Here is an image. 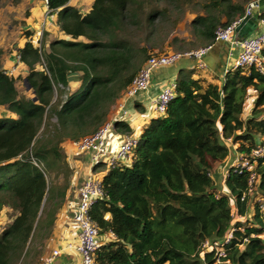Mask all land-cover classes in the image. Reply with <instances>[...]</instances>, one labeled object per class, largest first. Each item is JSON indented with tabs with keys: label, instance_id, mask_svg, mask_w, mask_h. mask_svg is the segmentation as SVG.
<instances>
[{
	"label": "trees",
	"instance_id": "obj_1",
	"mask_svg": "<svg viewBox=\"0 0 264 264\" xmlns=\"http://www.w3.org/2000/svg\"><path fill=\"white\" fill-rule=\"evenodd\" d=\"M250 1L93 0L82 13L68 0H47L63 37L44 48L24 31L18 52L29 95L0 68V106L15 115L0 117V211L14 212L0 231V264L35 257L39 264L45 257L72 183L62 145L108 121L138 68L161 53L162 34L190 17L188 35L166 45L184 51L211 44L216 28L241 17ZM196 68L177 74L173 98L163 115L141 126L128 164L93 165L104 194L89 214L106 237L94 264H264V217L256 201H264V155L254 165L253 194H247L249 171L229 166L222 189L213 173L228 159L226 140L241 157L264 144V73L230 68L206 79L192 76ZM113 124L121 134L135 131L122 119ZM52 172L64 173L65 183H51ZM231 227L225 255L203 249Z\"/></svg>",
	"mask_w": 264,
	"mask_h": 264
},
{
	"label": "built area",
	"instance_id": "obj_2",
	"mask_svg": "<svg viewBox=\"0 0 264 264\" xmlns=\"http://www.w3.org/2000/svg\"><path fill=\"white\" fill-rule=\"evenodd\" d=\"M44 1L46 5L45 16L52 17V13L47 6V0ZM253 1L255 0L249 3ZM249 3L245 6L244 13L241 17L225 27L216 28L214 33L215 40L228 42L230 46L239 48L230 67L231 69L255 66L260 72L264 73V57L262 55L264 51V21L259 19L262 28L259 30L256 28L251 35L245 38H241L235 31L242 17L252 12L253 7L249 6ZM210 48L211 44H207L184 51H167L150 55L138 68L123 97L119 102H116L113 116L99 129L73 143L76 152H89L91 162L89 172L78 188V198L71 216V223L75 229L76 240L75 242H66L64 246V248L73 250L76 253L79 258V264H94V253L101 245V236L99 235L98 227L91 219L89 211L95 200L103 196L104 190L101 179L94 176L91 173V169L97 162H104L106 166L113 167L123 161L129 160L138 144L137 133L117 134L113 122L120 117L126 116V102L128 100H132V98L149 87L151 76L155 69L172 65L183 58L192 59L198 68H204L202 57ZM15 56L16 62H20V54L17 52ZM230 68L225 69V71ZM3 72L8 74L5 70ZM174 88L175 81L169 80L161 86L160 90L152 98L151 107L155 114H164L170 100L175 94ZM111 135H115L118 138L115 143ZM226 143H230V140H226ZM263 155L264 144H259L252 149L248 157L239 156L236 162L231 164L238 173H242L243 171L250 172L247 194H251L254 190V183L256 181V174L253 170L254 165ZM244 198L245 194L242 196V199ZM256 201L259 205L260 213L264 217L263 198H256ZM232 212L235 211L232 209ZM234 217L239 221L244 219V216L240 215H234ZM233 232L234 228L231 227L223 238L205 241L202 245L203 249L205 251H214L217 258L222 257L225 255V245L230 242ZM261 236L264 238V235ZM58 254V248L52 249L50 255L44 258L40 264H51V260Z\"/></svg>",
	"mask_w": 264,
	"mask_h": 264
},
{
	"label": "crops",
	"instance_id": "obj_3",
	"mask_svg": "<svg viewBox=\"0 0 264 264\" xmlns=\"http://www.w3.org/2000/svg\"><path fill=\"white\" fill-rule=\"evenodd\" d=\"M92 2L93 0H68V4L70 6L74 7L75 9H77L79 12L82 13L88 12L90 10ZM25 4L30 6L29 10L35 16L34 18L38 22H40L37 23L35 33L39 35V32H41L40 35L38 36L39 38L38 42L41 44L44 29L43 28L39 29V26L44 21L43 20L40 21L38 17L40 13L45 14L46 11L45 1L26 0ZM52 16L53 17H49V20H46L49 27L47 26L44 48H47L51 40L55 38L63 37L58 29V26H56V22L54 18L55 14H52ZM261 28L262 26L260 22H258L257 30ZM26 40H27L26 38L23 39L21 45ZM29 40H31V42H34V40H32L31 38H29ZM238 51H239L238 47H232L228 42L214 40V42L211 43V48L203 57L202 62L204 64V68H198L194 60L192 59L183 58L172 65L155 69L154 72L152 73L149 87L145 91L139 93L134 98H132V100H128L126 102V108H127L126 116L122 118L120 117L118 119L127 121L128 124L131 126V128L135 130L134 132L137 133L140 130L141 126L147 124L151 116L153 115L151 111L152 110L151 100L157 94V92L160 90L163 84H165L169 80H175L177 74L180 71H184V70L189 71L193 69V67H197L195 71L192 73V76L195 78L196 77H204L206 79H212V77L222 78L225 69L231 67L233 60L235 59ZM15 57L16 56L14 55L12 59L8 61L7 64L2 66V69L8 72V75H11L15 78L21 77V79L23 80V76H25L27 72V68L22 62H16ZM69 86L71 89H73L76 86V84L75 82L70 81ZM25 91H27L26 93H29V90H27V88L25 89ZM113 114H114V107L112 108L111 116H113ZM0 117L12 118L15 117V115L10 111H8L4 106H0ZM117 134H121V133L117 132ZM112 139L114 140V143L118 140V138L115 135L112 136ZM73 143L74 142H65L64 145H62V150L68 156V159L69 161L72 162L73 166L80 168L81 170L80 177H77V173H75V180L74 182H72L71 193L70 195L68 194L65 195L66 202L57 214V218L55 221L57 225L56 226L57 231L55 233L52 243L50 244V248L47 254L45 255V257H43V259L47 258L50 255L52 249L58 248L59 254L51 260V264H79V258L76 255V253L73 250L64 248V246L66 242H70V241L75 242L76 240L75 229L71 223V216L73 214L74 207L78 198V188L81 182L87 176L89 169L91 167V162H90L89 152H81V153L76 152L74 150ZM228 145L232 147L231 153L233 155V160L229 162L230 159L229 157L230 154H229L228 159L226 161L228 162L227 168L232 163H235L237 158L240 156L236 151L235 145H233L232 143H229ZM73 150L76 153L68 152ZM128 162L129 160L123 161V163L125 164H128ZM219 168L220 166L217 168L218 170H216L217 171V173H215L216 175L219 174L220 172ZM227 168L225 170H227ZM225 174L226 171L223 172L222 174L220 189H222L223 187ZM232 209L234 210L233 207ZM6 212H10L11 215L9 218L6 217ZM13 216H14L13 213L7 207H4L0 211V231L11 222ZM25 262L26 263L23 262L21 264L29 263L28 258L27 260H25Z\"/></svg>",
	"mask_w": 264,
	"mask_h": 264
},
{
	"label": "rangeland",
	"instance_id": "obj_4",
	"mask_svg": "<svg viewBox=\"0 0 264 264\" xmlns=\"http://www.w3.org/2000/svg\"><path fill=\"white\" fill-rule=\"evenodd\" d=\"M25 1L26 0H0V68H2V66L7 64L8 61L11 60L12 57L15 55L16 51H18V48L21 45L22 40L27 37V35L24 33L25 30L30 32L29 38L34 40L35 43L39 40L38 36L40 35L41 32H39V35H37L35 33V30H36L37 23H40V22H38L34 18L35 16L29 10L30 6L26 5ZM38 18L40 21L43 20L45 22L43 23V25L40 24L41 27L39 26V29H42V28L44 29L41 44L39 42H37L36 44H37V46L41 45L42 47H44V42H45V38H46V31H47V26H48V23L46 20H49V16H45L44 13H40ZM54 18H55V16H54ZM189 19H190V17H187L183 20H179L178 22H176V24L173 26V28L170 29V31L168 32V34L166 36L164 33L162 34L161 39L158 42L160 44L162 42L161 48L159 50L160 52H167V51L175 50L173 46H171V45L168 46L166 44L168 41H170L171 37H173V36H177L179 38H185L188 35V30L186 27L189 23ZM180 45L185 46V41L183 43H180ZM203 57H202V60H203ZM184 72L187 73L186 70H184ZM22 82H23V80L20 77H18V79L16 81L17 90L20 93L29 95V93H26L27 92V91H25L26 87L24 86V84ZM118 102H119V100H118ZM152 113H153V115L151 117L156 116V114L153 111H152ZM111 137H112V135H111ZM228 146H230V145H228ZM229 149H230L229 162H231L233 160V155L231 153L232 147L230 146ZM68 152L76 153V152H74V150L68 151ZM66 158L70 164V167L73 170L72 174L70 176H68V178H70L71 181L74 182L75 173H77V177H80V171L81 170L79 167L73 166L72 162L69 161L67 155H66ZM227 163L228 162H226L225 164L223 163V164L219 165L220 166L219 174H217V175L215 174V173H217L216 170L213 172L214 175L216 176L214 186L217 189H220L222 174H223V172L226 171L225 169L227 168ZM55 174H56V172H52V173L48 174V178L50 179V182L55 183L57 185L64 184L65 183L64 173L60 172L57 175H55ZM71 189H72V183H71L70 187L67 188L65 195L66 194L70 195ZM65 202H66V199H64V201H63V206H64ZM11 212L14 214V212L12 210H11ZM10 215H11L10 212H6V217L9 218ZM105 240H106V237H101V242H103ZM37 259H38L37 257L32 258L29 260L30 263H27V264H35ZM24 263H26V262H24Z\"/></svg>",
	"mask_w": 264,
	"mask_h": 264
},
{
	"label": "water",
	"instance_id": "obj_5",
	"mask_svg": "<svg viewBox=\"0 0 264 264\" xmlns=\"http://www.w3.org/2000/svg\"><path fill=\"white\" fill-rule=\"evenodd\" d=\"M252 6V12L242 17L235 31L241 38L251 35L258 26L259 18L264 13V0H255L249 3Z\"/></svg>",
	"mask_w": 264,
	"mask_h": 264
},
{
	"label": "clouds",
	"instance_id": "obj_6",
	"mask_svg": "<svg viewBox=\"0 0 264 264\" xmlns=\"http://www.w3.org/2000/svg\"><path fill=\"white\" fill-rule=\"evenodd\" d=\"M259 19H260V18H259ZM37 42H38V41H37ZM38 46H40V45H38ZM17 52H18V51H16V53H17ZM16 53H15V54H16ZM18 53H19V52H18ZM20 62H21V61H20ZM113 107H114V106H113ZM162 115H163V114H162ZM156 116H157V114H156ZM134 133H135V132H134ZM122 163H123V162H122ZM230 166H231V165H230Z\"/></svg>",
	"mask_w": 264,
	"mask_h": 264
}]
</instances>
